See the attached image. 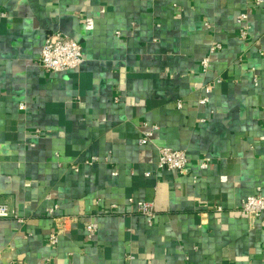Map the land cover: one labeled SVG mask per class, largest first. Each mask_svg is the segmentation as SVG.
<instances>
[{
	"label": "crops",
	"instance_id": "0c3cea01",
	"mask_svg": "<svg viewBox=\"0 0 264 264\" xmlns=\"http://www.w3.org/2000/svg\"><path fill=\"white\" fill-rule=\"evenodd\" d=\"M51 31L82 44L78 68L38 67ZM161 146L186 152L181 172L157 168ZM254 193L264 0H0V203L23 219L0 218V264H264V212L241 209Z\"/></svg>",
	"mask_w": 264,
	"mask_h": 264
},
{
	"label": "built area",
	"instance_id": "2783aa9c",
	"mask_svg": "<svg viewBox=\"0 0 264 264\" xmlns=\"http://www.w3.org/2000/svg\"><path fill=\"white\" fill-rule=\"evenodd\" d=\"M262 0H254V4L258 5ZM3 15V13H1ZM236 22L238 25L239 37L245 39L249 30V13L248 11H241L236 15ZM221 48L219 43L212 44L206 55L200 59V68L202 71H206L209 67L210 55ZM84 54L82 44L65 35L60 31L48 32L45 36L44 43L37 59V65L45 72L60 73L78 68L84 62ZM218 79H216L217 81ZM215 82V81H214ZM207 82L201 87L202 94L198 99L200 104H205L209 100V94L212 92L213 83ZM181 103L177 102V106L180 107ZM19 108H23L20 104ZM151 131H146L144 135L139 139V143H146L149 141ZM92 162V160H88ZM187 164V155L184 150L174 149L166 146L158 148V158L156 166L158 169L174 170L181 172ZM206 161L201 163L202 167L206 166ZM129 201L134 204V208L137 212L144 215L148 221L154 217V211L150 202L144 200H134L129 198ZM241 209L246 215L258 216L264 212V195L260 193H254L246 196L241 203ZM13 217L18 222H23V219L15 213L13 209L8 207L6 203H0V218ZM87 233L91 235L93 233V226L88 224L86 226ZM61 232L59 223L56 224L47 235L48 244H55L58 240V235ZM124 264H132L130 262V256Z\"/></svg>",
	"mask_w": 264,
	"mask_h": 264
}]
</instances>
